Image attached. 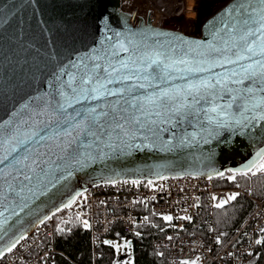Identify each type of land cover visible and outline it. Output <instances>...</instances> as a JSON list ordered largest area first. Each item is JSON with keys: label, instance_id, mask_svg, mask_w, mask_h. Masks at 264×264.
<instances>
[{"label": "water", "instance_id": "obj_1", "mask_svg": "<svg viewBox=\"0 0 264 264\" xmlns=\"http://www.w3.org/2000/svg\"><path fill=\"white\" fill-rule=\"evenodd\" d=\"M242 2L227 0L203 22L201 36H193L154 25L150 12L147 18L134 16L123 8L122 0H0V125L13 129L19 125L23 138L32 130L29 117L56 92L58 74H76L81 61L90 64L88 58L119 67L129 55L123 51L112 54L120 42L126 47L139 46L141 52L161 46L165 50L170 46L194 49L193 56L211 44L219 45L222 37H229L232 26H238ZM197 43L204 49H195ZM228 119L243 118L235 112ZM159 127L165 130L155 136L147 132L149 140L140 134L133 138L131 129L128 136L113 132L97 143L80 136L67 151L48 141L33 145L32 153L21 148L15 154L17 159L34 156L37 148L48 153L38 165L26 167L31 159L0 165V259L36 226L95 186L123 180L216 179L227 173H251L257 153L264 150V121L260 120L245 127L232 123L216 128L206 120ZM12 146L0 145V158ZM24 173L32 179L24 180Z\"/></svg>", "mask_w": 264, "mask_h": 264}, {"label": "snow or ice", "instance_id": "obj_2", "mask_svg": "<svg viewBox=\"0 0 264 264\" xmlns=\"http://www.w3.org/2000/svg\"><path fill=\"white\" fill-rule=\"evenodd\" d=\"M238 9V26H232L229 37H222L219 45L211 44L207 49L197 43L195 49L204 50L196 51L195 56L194 49L170 46L165 50L161 46L141 52L139 46L126 47L120 42L112 54L123 51L129 55L119 67L88 58L91 66L81 61L76 74H58L60 84L52 99L29 117L33 121L30 132L21 138L19 125L15 129L0 125V145H15L0 158V165L31 159L25 166L32 168L48 153L37 148L34 156L17 159L15 154L21 148L32 153L33 145L48 141L67 151L80 136L97 143L113 132L128 136L131 129L133 138L140 134L149 140L147 132L158 135L165 130L159 127L162 124L177 127L184 121L203 124L206 120L220 128L264 121V0L255 4L244 0ZM64 75H68L67 80ZM235 112L243 119H228ZM248 112L253 114L244 115ZM257 158L249 170L264 172V150ZM23 179L30 181L32 177L24 173Z\"/></svg>", "mask_w": 264, "mask_h": 264}, {"label": "built area", "instance_id": "obj_3", "mask_svg": "<svg viewBox=\"0 0 264 264\" xmlns=\"http://www.w3.org/2000/svg\"><path fill=\"white\" fill-rule=\"evenodd\" d=\"M126 1L130 2L126 11L145 18L150 12L156 26L182 19L178 20L179 30L193 36H201L202 24L209 16V0H194L189 10L186 0H122L123 8ZM186 10L195 16H185ZM233 195L246 197L252 207L237 227L225 235L216 226L215 210L232 202L234 199L229 197ZM204 209L208 210L205 233L189 231ZM152 214L165 222L163 234L153 240V246L165 250L172 264H253L257 241L264 236V195L256 196L252 184L218 186L215 179L202 176L146 182L123 180L77 195L66 209L36 226L7 251L0 264H55L59 254L65 255L57 247V238L78 227L89 233L92 264H98L101 243L119 239L118 235L111 238V233L137 234Z\"/></svg>", "mask_w": 264, "mask_h": 264}, {"label": "trees", "instance_id": "obj_4", "mask_svg": "<svg viewBox=\"0 0 264 264\" xmlns=\"http://www.w3.org/2000/svg\"><path fill=\"white\" fill-rule=\"evenodd\" d=\"M215 183L218 186L252 184L253 192L256 196L261 197L264 195V172L257 171L256 168L251 173H227L220 178H216ZM251 207V201L244 196H238L229 204L218 207L215 210L217 228L225 235L229 234L243 220ZM207 214L208 210L204 209L188 230L195 234H204ZM164 225L163 219L152 214L149 217V221L140 227L139 233H111V238L118 235L120 241H123L124 238L130 240L133 257L132 264H172L168 261L165 250L157 249L153 246V240L163 234L161 228ZM56 244L65 255L59 254L55 264H92L93 256L90 235L86 229L78 227L69 234L59 236ZM98 251L100 253V257L97 260L98 264H113L117 253L112 242L103 241ZM181 264L190 263L184 262ZM253 264H264V236L256 248Z\"/></svg>", "mask_w": 264, "mask_h": 264}, {"label": "rangeland", "instance_id": "obj_5", "mask_svg": "<svg viewBox=\"0 0 264 264\" xmlns=\"http://www.w3.org/2000/svg\"><path fill=\"white\" fill-rule=\"evenodd\" d=\"M220 1L221 0H209V2L213 4L215 10L221 7L227 0H223L221 2ZM129 3H130L129 1L124 2V9H129ZM215 10L212 9V11L208 13V15L213 13ZM178 20L180 21L182 19H177V21L176 20L167 21L165 27L179 29ZM112 245L115 247L117 253L116 259L113 262V264H132L133 257H132V251H131V245L129 239L124 238L123 241H120L119 239L113 240Z\"/></svg>", "mask_w": 264, "mask_h": 264}, {"label": "bare ground", "instance_id": "obj_6", "mask_svg": "<svg viewBox=\"0 0 264 264\" xmlns=\"http://www.w3.org/2000/svg\"><path fill=\"white\" fill-rule=\"evenodd\" d=\"M186 1H187V3H188V6H189L188 10H189V9L192 7V5H193L194 0H186ZM221 1H223V0H221ZM221 1H220V2H221ZM216 8H217V7H216ZM212 9L215 10L214 7H213V4L210 3V4L208 5V8H207V11H206V12L209 13L210 11H212ZM188 10H186V11L184 12L185 16H188V18H189V17H191V18L194 17L195 14L192 13V11H188Z\"/></svg>", "mask_w": 264, "mask_h": 264}]
</instances>
